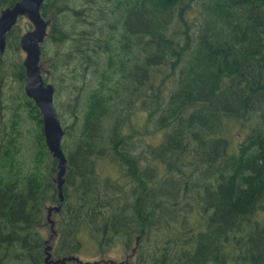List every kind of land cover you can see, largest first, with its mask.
<instances>
[{
  "label": "trees",
  "instance_id": "trees-1",
  "mask_svg": "<svg viewBox=\"0 0 264 264\" xmlns=\"http://www.w3.org/2000/svg\"><path fill=\"white\" fill-rule=\"evenodd\" d=\"M41 11L57 47L49 67L42 48L45 80L75 60L100 71L62 124L53 256L96 260L117 245L130 264H264V0H45ZM21 34L15 24L0 51V91L11 77L20 91L8 123L0 112V264H46L58 158L25 91Z\"/></svg>",
  "mask_w": 264,
  "mask_h": 264
},
{
  "label": "water",
  "instance_id": "water-1",
  "mask_svg": "<svg viewBox=\"0 0 264 264\" xmlns=\"http://www.w3.org/2000/svg\"><path fill=\"white\" fill-rule=\"evenodd\" d=\"M45 0H18L13 5L6 6L0 12V51L7 46L8 32L17 24L20 16H27L33 27L21 34L20 44L25 51L23 63L26 69L25 91L32 97L43 113V130L50 151L58 158V171L55 182L58 187L59 201L47 207V223L51 233L46 240V264H63L67 261H76L79 264H97L100 260H83L75 254L54 257L52 241L57 235L55 212H59L65 200L64 185L68 168L67 155L62 147L65 133L58 109L54 102L55 85L46 81L43 75L42 42L48 34L51 18L42 14L41 6ZM137 246L133 248V252ZM103 261V260H102ZM114 259H111L113 262ZM122 262V261H121Z\"/></svg>",
  "mask_w": 264,
  "mask_h": 264
},
{
  "label": "rangeland",
  "instance_id": "rangeland-1",
  "mask_svg": "<svg viewBox=\"0 0 264 264\" xmlns=\"http://www.w3.org/2000/svg\"><path fill=\"white\" fill-rule=\"evenodd\" d=\"M17 25H20L22 27V33L27 29L33 27V25H31V21L27 18V16H22L21 18H19ZM82 27H87V23L85 25L84 23L79 24V28ZM42 48L43 51L46 50V53H44L43 58L46 59V65L49 67V65L51 64V57L54 55V52L57 47L55 46L53 41L44 40L42 42ZM68 48L69 46H67L65 49L68 50ZM62 49L63 47L61 48V50ZM25 54V51L21 48L18 56L24 59ZM77 61L78 60L69 62L68 66L65 67L64 70H54V72L50 71V73H48L47 81L52 82L55 85L54 102L58 109V112L60 113L61 121L64 126L71 125L74 120V106L71 102L72 99L74 101V97L79 94L81 95V93H83L82 97L86 98L85 92L90 91V88H93L95 87V85H97L100 76V71L94 72V66L87 67L86 62L81 60H79L78 62ZM43 66V72L44 74H46V66L44 63ZM61 74H63L62 78L60 77ZM7 83L9 84V87L6 90L2 89L0 91V112L3 113V115L6 117L9 116L11 114V111L13 110L9 106L10 103L8 102H11V99L13 97L17 98V95L20 94L19 82L17 80L11 77ZM6 103L9 106L8 109L5 108ZM136 116L137 114H135V116L133 117L134 121L137 119ZM24 119L27 121V123L30 124L33 129L36 128V123H34L33 119L31 117H27V112L26 114L24 113ZM136 125L141 130L145 129L144 118L142 116H140L139 121ZM29 134H32V131H30ZM145 138H149L150 141H155L156 139V137L153 138L150 136H145ZM24 150L25 154L22 157L26 161L30 162L31 153L27 149V147H25ZM104 163V171H107L108 173H112L115 171L112 167H110L107 161ZM46 232L49 235L50 230L47 228ZM131 254L132 252L126 251L123 246L114 245L110 246L108 248V252L104 255L100 254L99 256H96V260H100L99 264H130V262H132ZM79 256L83 260H95L92 259L93 257L84 256L81 254ZM111 259H114V261L111 262ZM121 261L123 263H121Z\"/></svg>",
  "mask_w": 264,
  "mask_h": 264
},
{
  "label": "flooded vegetation",
  "instance_id": "flooded-vegetation-1",
  "mask_svg": "<svg viewBox=\"0 0 264 264\" xmlns=\"http://www.w3.org/2000/svg\"><path fill=\"white\" fill-rule=\"evenodd\" d=\"M3 121L8 123L9 122V119L7 117L3 118Z\"/></svg>",
  "mask_w": 264,
  "mask_h": 264
}]
</instances>
